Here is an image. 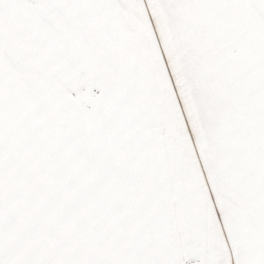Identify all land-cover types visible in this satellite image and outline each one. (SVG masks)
Listing matches in <instances>:
<instances>
[{
  "label": "snow or ice",
  "instance_id": "1",
  "mask_svg": "<svg viewBox=\"0 0 264 264\" xmlns=\"http://www.w3.org/2000/svg\"><path fill=\"white\" fill-rule=\"evenodd\" d=\"M0 264H264V0H0Z\"/></svg>",
  "mask_w": 264,
  "mask_h": 264
}]
</instances>
